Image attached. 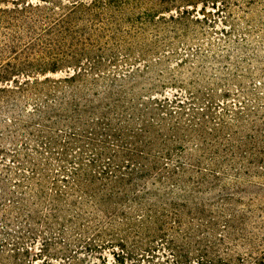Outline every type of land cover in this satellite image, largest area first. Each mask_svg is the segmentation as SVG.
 Returning <instances> with one entry per match:
<instances>
[{
    "label": "rangeland",
    "instance_id": "obj_1",
    "mask_svg": "<svg viewBox=\"0 0 264 264\" xmlns=\"http://www.w3.org/2000/svg\"><path fill=\"white\" fill-rule=\"evenodd\" d=\"M26 1L44 3L1 0L0 7ZM170 1L173 10L163 15L184 21L169 30H159L140 9H126L121 21L103 27L112 38L103 40L107 67L99 77L139 82L132 103L140 110L152 97L173 100L147 121L129 103L109 120L89 82L72 95L65 78L74 64L59 62L56 72L38 73L48 79L46 87L60 86L39 99H21L16 85L0 83V264H113L109 245L91 251L84 247L90 240L62 234L67 220L50 229L52 199L42 195L66 191L67 202L88 199L69 187L76 178L85 185L101 177L112 154L133 140L166 167L186 168L178 177L190 186L169 188L177 203L187 199L205 264H264V0ZM116 51L117 59L110 55ZM82 60L93 62L91 56ZM105 144L111 150L101 158Z\"/></svg>",
    "mask_w": 264,
    "mask_h": 264
},
{
    "label": "trees",
    "instance_id": "obj_2",
    "mask_svg": "<svg viewBox=\"0 0 264 264\" xmlns=\"http://www.w3.org/2000/svg\"><path fill=\"white\" fill-rule=\"evenodd\" d=\"M42 2H21L11 9L0 7V83L16 85L14 92L22 96L21 99L54 95L60 86L46 87L48 79L40 80L36 75L45 74L47 70L56 72L57 64L65 62L75 65L73 75L65 78L72 83L71 94L79 93L78 84L86 86L89 82L95 100L103 101L100 112L109 114L112 122L111 115H122L128 103L127 108L141 112L144 121L154 109L167 110L173 101L167 97H152L140 110L132 103L139 96V82L111 75L99 77V74L106 72L107 67L103 61V54L107 53L103 40L112 38L103 27L121 21L126 9H140L146 20L151 18L159 30L179 26L184 21L183 16L163 15L173 10L170 0ZM174 10H178V5ZM110 55L117 59V51ZM89 56L93 62L85 66L82 58ZM51 64L54 66L47 69ZM29 76L35 79L31 82ZM19 77L24 79L20 81ZM14 107L10 110L15 113L18 103ZM124 137L123 134L117 139L122 141ZM129 143L130 147L122 144V148L112 154L102 168L101 177H93L87 185L76 178V184L69 187L68 192L85 193L88 199L67 202L66 191L54 196L43 192L42 200L52 199L54 212L53 222L46 221V225L51 229L62 225L59 218L67 220L62 234H76L79 240H90L84 247L91 251L109 245L108 248L113 249V264H168L169 260L172 264H205L206 254L198 239L199 227L190 220L189 206L184 203L187 199L177 203V193L169 188L175 185L185 190V186H190L178 177L181 172L185 174L186 168L182 164L166 167L167 163H162L148 150H142L139 141ZM110 150L106 144L102 145L98 156L102 158ZM124 168L129 169L128 173H123ZM66 213H71V217H66Z\"/></svg>",
    "mask_w": 264,
    "mask_h": 264
}]
</instances>
